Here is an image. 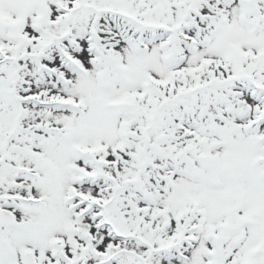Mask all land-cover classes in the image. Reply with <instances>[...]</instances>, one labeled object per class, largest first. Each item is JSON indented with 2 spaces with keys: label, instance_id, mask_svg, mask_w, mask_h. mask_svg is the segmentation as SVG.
<instances>
[{
  "label": "snow or ice",
  "instance_id": "obj_1",
  "mask_svg": "<svg viewBox=\"0 0 264 264\" xmlns=\"http://www.w3.org/2000/svg\"><path fill=\"white\" fill-rule=\"evenodd\" d=\"M0 264H264V0H0Z\"/></svg>",
  "mask_w": 264,
  "mask_h": 264
}]
</instances>
